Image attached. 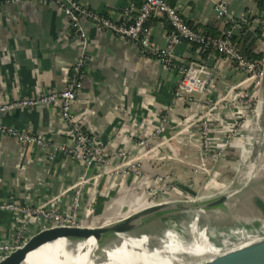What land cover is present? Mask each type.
Wrapping results in <instances>:
<instances>
[{"label": "crops", "instance_id": "0c3cea01", "mask_svg": "<svg viewBox=\"0 0 264 264\" xmlns=\"http://www.w3.org/2000/svg\"><path fill=\"white\" fill-rule=\"evenodd\" d=\"M76 1L115 19L129 2H140ZM172 1L182 18L199 30L215 23L218 31L223 29L214 11L217 0ZM227 4L235 16L259 14L256 0H227ZM149 23L154 46L166 47L167 23L159 14H153ZM80 27L84 37L71 27L61 8L49 1L0 4V107L61 90L69 67L84 46L88 58L71 111L75 120L101 141L107 161L88 170L91 179L81 195L79 218H84L89 208L95 218L87 223L103 226L149 205L152 189L170 198L202 191H210L207 195L212 196L222 186L212 184L213 178L223 184L231 182L226 174L232 169L225 168L227 163L220 155L225 151L231 158L237 149L249 150L260 108L258 102L254 113L238 119L232 103L221 101L230 85L244 78L233 63L217 55L205 57L199 48L183 41L177 43L176 63L204 60L207 86L202 94H192L190 102L176 101L175 70L143 56L137 46L92 20L82 19ZM263 46L264 40L259 51H264ZM249 84L244 82L241 88L249 89ZM0 124L42 141L21 142L0 134V206L15 203L34 208L46 204L67 210L72 197L69 187L84 164L69 153L72 141L56 106L6 108L0 111ZM229 126L236 127L232 139H227ZM204 129L219 142L212 150L203 146ZM249 140L252 143L242 147L241 143ZM262 141L264 144V121ZM254 167L243 172L258 174L259 169L250 173ZM258 204L264 209V203ZM21 216L0 207V245L13 242ZM61 253L68 255L67 250Z\"/></svg>", "mask_w": 264, "mask_h": 264}, {"label": "built area", "instance_id": "2783aa9c", "mask_svg": "<svg viewBox=\"0 0 264 264\" xmlns=\"http://www.w3.org/2000/svg\"><path fill=\"white\" fill-rule=\"evenodd\" d=\"M21 1L30 0H0V4ZM45 1L52 2L54 5L60 7L68 17L71 27L78 30L82 37H84V33L80 27L81 20H92L100 27L111 30L115 35L137 46L143 56L159 61L173 71L175 70L177 72L174 90L176 101L190 102L192 94H202L207 86L206 79L203 78V73L206 70L204 60L200 59L198 62L190 61L184 64L176 63L174 47L177 43L187 40V44L190 46L196 43L202 55L205 48H208L205 57L217 55L229 59L233 63L235 70L243 74L244 78L237 84H231L227 92L221 97V101L226 100L232 103V106L236 109L234 112H236L238 119L251 112L254 113L255 106L259 102L262 60L260 58L256 61L246 59L235 44L231 42L230 36L238 32L242 23H248L251 26L264 24V20L255 16V14L242 12L235 16L229 11L227 0H217L214 4V11L222 23H230V27L228 30H224V36L211 37L204 35L200 30L191 28L182 18L177 6L171 4L170 0H143L138 6L134 2H129L121 8L117 19L95 12L76 0ZM153 14L163 16L172 27V31L167 33V46L162 49L156 48L151 41L152 29L148 20ZM83 44H85L84 39ZM82 48L83 50L78 58L69 67L65 86L61 90H50L32 98L9 102L0 107L1 111L15 106H39L47 104L56 106L66 128V134L72 141L69 153L84 164V170L69 187L72 191V197L71 204L67 210H59L52 206H46V204H39L34 208H24L15 203H7L0 206L1 208L11 210L13 213H17L18 216L19 214L20 216L22 215L19 217L13 242L0 245V258L19 247L37 230L62 225L81 226L86 224L91 218H95L92 216L89 208L85 210V219L79 218L81 195L85 185L91 179L90 175H88L89 168L93 164H104L107 159L103 154L101 141L86 131L75 120L71 111V102L76 99L81 90L84 66L88 58L84 52V46ZM247 81H250L248 86L251 87L249 89L241 88L244 82ZM204 130L205 132L202 137L203 146L206 150H212L213 145L218 146L219 142L212 140L206 129ZM235 132L236 127L229 126L227 139L231 138ZM0 134L13 136L21 142L42 143L38 137L17 132L11 128H6L2 124H0ZM135 171L139 173V170ZM155 190L152 189L153 198L151 203H154L157 196L158 198L165 196L164 192L157 195L158 192H155ZM36 223H40L38 227H36Z\"/></svg>", "mask_w": 264, "mask_h": 264}, {"label": "bare ground", "instance_id": "6f19581e", "mask_svg": "<svg viewBox=\"0 0 264 264\" xmlns=\"http://www.w3.org/2000/svg\"><path fill=\"white\" fill-rule=\"evenodd\" d=\"M252 149L253 144L247 152V159H250ZM254 166L250 160L245 168ZM206 212L191 204L177 203L174 209H159L137 220L133 228L118 233H99L95 237L97 239L90 236L80 241L65 237L48 241L27 253L21 264H92L90 256L94 254L98 260L96 264H194L205 255L211 258L220 252L212 243L213 237L207 226L214 224L211 219L214 220L217 214ZM174 216V219L165 220L163 227L155 233L134 234L146 223ZM260 223L264 226L263 221ZM86 226L94 227L88 223ZM243 229L241 226L229 228L221 237ZM222 243L225 245L227 241L223 239ZM65 250L68 255L63 256L61 252ZM71 255H75L74 260H71Z\"/></svg>", "mask_w": 264, "mask_h": 264}, {"label": "water", "instance_id": "95a60500", "mask_svg": "<svg viewBox=\"0 0 264 264\" xmlns=\"http://www.w3.org/2000/svg\"><path fill=\"white\" fill-rule=\"evenodd\" d=\"M259 112L255 124V134L253 138V149L251 157L256 158L257 152L261 145V137L263 131L264 121V54L262 58V76L259 95ZM253 161V160H252ZM254 162V161H253ZM255 163V162H254ZM249 179V178H248ZM247 182V180H246ZM244 182V183H246ZM242 183V184H244ZM247 184H244L243 189ZM239 188L235 189L236 193ZM234 191V192H235ZM230 194L225 192L209 197L206 200H199L197 198H171L162 199L154 203L140 208L126 216L112 219L107 225L90 227L83 224L81 226H52L40 229L32 233L19 247L8 252L0 258V264H21L27 253L35 249L41 244L52 241L59 237L73 239L75 241L84 240L90 236L94 238L99 233L107 235L118 233L124 229H131L139 219L146 218L151 213L159 209H174L177 203L184 205L191 204L202 211L227 209L226 205L229 201ZM83 220L85 219L82 218ZM222 238V237H221ZM213 241L214 246L220 249V252L211 258L204 259L194 264H264V226L256 225L250 229L239 231L233 235H227L222 239ZM97 239V238H95ZM225 239L227 243L223 245L222 240Z\"/></svg>", "mask_w": 264, "mask_h": 264}, {"label": "rangeland", "instance_id": "374dc122", "mask_svg": "<svg viewBox=\"0 0 264 264\" xmlns=\"http://www.w3.org/2000/svg\"><path fill=\"white\" fill-rule=\"evenodd\" d=\"M264 50V46L262 47ZM264 52V51H262ZM251 144L250 141L242 142V147L246 148L247 145ZM263 141L261 137V145L259 147V150L257 152V156L255 159L250 157V159H247V152L248 149H242L236 151L237 153H234L231 158H227V152H223L221 156V160L224 163H227L225 168L232 169L229 174H226L227 177H231V182L227 184L221 183L218 179L213 178L212 184H219L222 185L221 188H218V190L213 191L214 194L212 196L207 195L209 192H198L197 194H194L192 196H186L185 198H197L199 200H206L207 198L214 197L216 195H219L223 192L230 194L229 201L227 202L226 208L227 209H219L217 210H210L205 211L206 213L215 212L217 215L216 218L211 219L212 223L214 224H207L208 229H210V234L213 237V241H217L221 238L222 234L226 232L227 229L233 228L236 226H241L244 228L243 230L250 229L254 227L255 225H260V221L264 222V209L260 207L258 202L264 203V154H263ZM229 146L227 147L228 150ZM246 151V152H245ZM255 162V167L252 170V173H255L257 169H259L258 174H250L247 178H243L245 173L243 170H245V167L247 165V162L249 161ZM233 171V174H232ZM247 174V173H246ZM225 176V175H223ZM249 178V179H248ZM247 180V182H246ZM246 182V183H244ZM247 184L245 189L242 190L244 184ZM237 187L239 188V192L236 193L235 189ZM235 191V192H234ZM160 192H158L157 195ZM158 197V196H157ZM161 198H155V201H158L159 199H171L168 195L165 194V196H160ZM174 198H183L182 197H174ZM258 198V199H257ZM174 217H165L161 219H157L155 221H152L151 223H146L143 225L139 230H137L134 234L135 235H142L143 233H155L157 230L163 227V222L167 219L171 220L174 219ZM224 230V231H223ZM127 236V235H125ZM118 242V241H117ZM120 243V242H118ZM75 255H71V260H74ZM210 256L205 255L201 259H199L196 263L208 259ZM90 260L92 264H96L98 262L97 257L90 256ZM96 260V261H95ZM95 262V263H94Z\"/></svg>", "mask_w": 264, "mask_h": 264}, {"label": "trees", "instance_id": "16d2710c", "mask_svg": "<svg viewBox=\"0 0 264 264\" xmlns=\"http://www.w3.org/2000/svg\"><path fill=\"white\" fill-rule=\"evenodd\" d=\"M143 0H140V2L133 1L136 6L140 5ZM259 14H255V16L259 17L260 19L264 20V15H260V12H264V0H256ZM170 3L175 5L172 0H170ZM107 16L106 14H103ZM152 16V15H151ZM164 21L168 25V32L170 33L172 31V27L170 24L165 20V18L162 16ZM150 20V18H149ZM148 20V23H149ZM185 21V20H184ZM186 22V21H185ZM191 28L195 30H199L198 27L195 25H192L188 22H186ZM150 24V23H149ZM224 27L222 30L218 31L217 29V23L212 24L210 26H206V28L200 29L201 33L204 35H208L211 37H222L224 36V30H228L230 27V23H223ZM230 40L235 46L238 48V50L242 53V55L250 60V61H256L258 58L262 60L264 52L259 51V46L264 40V24H258L251 26L248 23H242L240 24V28L237 33H234L230 36ZM185 43H187V40H183ZM192 48H197L198 45L191 44ZM208 51V48H205L203 51V56L206 55Z\"/></svg>", "mask_w": 264, "mask_h": 264}]
</instances>
